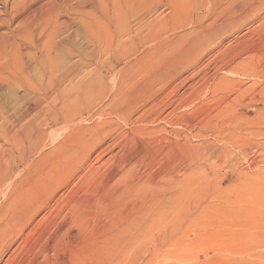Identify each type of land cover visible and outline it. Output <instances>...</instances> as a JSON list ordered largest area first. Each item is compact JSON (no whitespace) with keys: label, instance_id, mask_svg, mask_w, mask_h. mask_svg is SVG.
Segmentation results:
<instances>
[{"label":"bare ground","instance_id":"6f19581e","mask_svg":"<svg viewBox=\"0 0 264 264\" xmlns=\"http://www.w3.org/2000/svg\"><path fill=\"white\" fill-rule=\"evenodd\" d=\"M1 1L9 6L10 18L0 12V25L9 28L19 21L0 35V88L18 90L27 101L9 111L0 105V255L11 239L22 237L35 211L48 208L53 188L70 181L95 151L98 165L83 174L76 194L59 197L54 209L33 227L44 228L45 241L28 264H38L40 253H54L72 233L80 236L90 218L96 221L101 238L115 237L149 213L158 219L178 218L185 199L195 193L196 165L188 162L193 163L190 176L181 178L179 173L185 170L184 160L196 159V153L185 151L182 143L179 128L190 121L178 113L181 103L168 101L179 84L170 96L161 94L178 80L176 60L189 53L191 46L185 44L174 61L144 62L135 55L148 45L172 44L175 37L168 39V34L184 23L199 27V42L222 36L238 27L240 16L258 11L263 0ZM160 8L168 17L153 18ZM207 20L210 23L205 25ZM74 25L92 50L71 60L73 53L64 44ZM54 52H62L69 60L58 63ZM27 63L41 67L39 79L28 76ZM155 86L159 87L155 90ZM170 105L174 109L160 118ZM96 114L113 120L83 124ZM120 123L131 126L122 132L123 140L104 145ZM160 123L172 127V139ZM46 147L49 152L44 154ZM150 166L157 170L140 181L138 171ZM50 226L54 230L48 233ZM176 231L174 224L168 234ZM30 234L23 240L24 248ZM10 257L5 264L17 258Z\"/></svg>","mask_w":264,"mask_h":264},{"label":"rangeland","instance_id":"374dc122","mask_svg":"<svg viewBox=\"0 0 264 264\" xmlns=\"http://www.w3.org/2000/svg\"><path fill=\"white\" fill-rule=\"evenodd\" d=\"M7 6L0 0V12L7 13L10 18ZM203 12L206 15L207 12ZM196 15L197 12L193 16ZM248 15L240 16L242 22L240 20L235 30L222 36L216 34L205 42L198 41L199 27L184 23L181 29L168 34V39L175 37L171 39L172 44L167 43L161 48L148 45L135 55L136 58L143 57L144 62L174 61L182 48L187 44L191 46L189 53L176 60L178 80L161 94V97L170 96V90L179 84L177 93H173L168 101L183 105L178 113L190 123L183 122L179 128L182 143L185 151L196 153V162L185 159L182 166L185 170L179 173L181 178L190 176L194 170L196 174L195 193L185 199L179 217L158 219L154 213H149L138 217L127 230L123 229L112 238H101L96 221L90 218L89 228L85 227L80 236L74 237L72 233L54 253H40L38 264H264V25L257 29L264 23V4ZM161 17H168L162 8L153 18ZM188 18L190 16L184 21ZM18 21L9 28L0 25V35L11 31ZM209 23L207 20L205 25ZM134 25L133 30L137 27ZM76 28L74 25L69 31L64 44L73 53L71 60L92 50L85 36L75 32ZM53 55L58 63L69 60L62 52ZM35 66L26 65V72L33 80L41 75V67ZM26 101L27 96L22 92L7 86L0 88V105L4 110L22 107ZM172 109L174 105L164 107L160 118ZM103 120L113 118L96 114L86 118L83 124L87 126ZM120 126L104 145L120 142L123 133L131 128L121 123ZM158 126L165 128L172 139V127L162 123ZM48 150L46 147L44 154ZM96 155L97 151L90 154L89 160L79 167L70 181L53 188L48 208L35 211L32 221L24 229L23 238L11 239V245L0 255V264H5L14 250L17 255L13 257L17 258L12 263L28 264L38 245L45 241L44 237L42 239L44 228L33 230V227L50 208L54 209L59 197L76 194L82 177L98 165L94 160ZM192 161L196 165L193 171L189 167L193 163L188 164ZM153 170L157 167L140 168L138 179ZM187 181L185 178L184 183ZM174 224L177 231L170 235L168 232ZM50 227L45 231L52 232L54 227ZM29 232L30 243L24 248L23 240Z\"/></svg>","mask_w":264,"mask_h":264}]
</instances>
